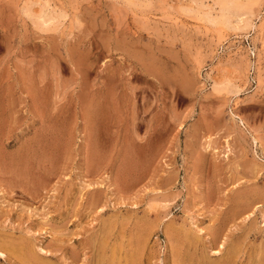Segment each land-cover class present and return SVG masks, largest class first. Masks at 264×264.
I'll use <instances>...</instances> for the list:
<instances>
[{"label":"rangeland","instance_id":"374dc122","mask_svg":"<svg viewBox=\"0 0 264 264\" xmlns=\"http://www.w3.org/2000/svg\"><path fill=\"white\" fill-rule=\"evenodd\" d=\"M226 1L0 0V264H175L186 230L264 264V0Z\"/></svg>","mask_w":264,"mask_h":264},{"label":"bare ground","instance_id":"6f19581e","mask_svg":"<svg viewBox=\"0 0 264 264\" xmlns=\"http://www.w3.org/2000/svg\"><path fill=\"white\" fill-rule=\"evenodd\" d=\"M225 1H226V0H225ZM240 1H241V0H240ZM245 1H246V0H245ZM227 2L233 3V7L230 6V7H231V8H230L229 6H227V7L230 8V9H228V10L231 12V15H232V13H233V14H234V13H237L238 15L245 14V11H244L242 8H240V7H242L241 5L244 3V1H243V3H242L241 5H240V4L238 5L239 0H227L226 3H227ZM227 4H228V3H227ZM219 5H220V4H219ZM229 5H230V4H229ZM245 5H246V4H245ZM245 5H243V7H247V6H245ZM217 6H218V5H217ZM214 7H215V6H214ZM224 7H225V4L223 3V4L221 5V8L225 9ZM219 9H220V8H219ZM249 9H250V8H249ZM216 10H217V9H216ZM220 10H221V9H220ZM220 10H217V11H219V13H220ZM228 10H227V11H228ZM224 11H225V10H224ZM224 11H222V12H224ZM246 11H247V10H246ZM230 12H229V15H230ZM247 12H248V11H247ZM247 12H246V13H247ZM227 13H228V12H227ZM247 14H249V13H247ZM205 15H206V14H205ZM208 15H210V14H208ZM218 15H219V14H218ZM220 15H221V14H220ZM235 15H236V14H235ZM206 16H207V15H206ZM206 16H205V18H206ZM214 16H215V15H214ZM223 16H227V15L225 14V15H223ZM233 16H234V15H233ZM233 16L230 17V18L227 17L228 20L231 19V18H233ZM209 17L212 18L211 15H210ZM209 17L207 16L208 19H209ZM219 17L221 18V16H219ZM235 17L237 18V17H239V16H235ZM240 17H241V16H240ZM240 17H239V18H240ZM220 18H219V19H220ZM224 18H225V17H224ZM227 18H226V20H227ZM242 18H243V17H242ZM245 18H246V16H245ZM245 18H244V19H245ZM45 19H49V18H45ZM208 19H206V20L204 19V20H205L206 22H208V21H207ZM212 19H213V21L211 22ZM212 19L210 20L211 23H213L214 21H215V23H216V22L218 21V18H215L217 21L214 20V18H212ZM248 19H249V18H248ZM233 20H234V19H233ZM242 20H243V19H242ZM246 20H247V18H246ZM46 21H48V20H46ZM235 21H236V20H235ZM249 21H250V20H249ZM44 22H45V20H44ZM210 22H209V23H210ZM229 22H230V20H229ZM232 22H233V21H232ZM244 22H245V23H242L243 25L241 26V29H246L245 27H247V23H246V21H244ZM37 23H38V22H37ZM41 23H42V22H41ZM217 23H218V22H217ZM248 24H249V23H248ZM38 25H39V27H40V23H38ZM41 25H42V24H41ZM43 25H44V24H43ZM227 25H228V24H227ZM229 25H231V23H229ZM239 25H240V24H238V26H239ZM249 25H250V24H249ZM232 26H233V24H232ZM41 27H44V26H41ZM41 27H40V28H41ZM235 27H236V26H234V29H235ZM248 27H249V26H248ZM237 28H238V27H236V29H237ZM238 29H239V28H238ZM241 31H243V30H241ZM215 87H216V86H215ZM215 87H214V88H215ZM218 87H219V86H218ZM226 90H227V89H226ZM229 90H230V91H229ZM229 90H228V92H234V93L236 92V90H231V89H229ZM253 200H255V199H253ZM245 205H246V204H245ZM251 205H252V204H251ZM247 206H248V205H247ZM149 207H151V206H149ZM241 207H242V205H241ZM244 207H245V206H244ZM248 207H249V206H248ZM243 209H244V208H243ZM243 209H242V210H243ZM246 209H247V208H246ZM230 211H231V210H230ZM236 213H238V207L232 208V214L235 215ZM229 217H230V216H229ZM238 217H239V216H238ZM229 219H230V218H229ZM103 221H104V220H103ZM100 224H101V223H100ZM173 229H174V228H173ZM173 229H172V230H173ZM179 229H183V228L181 227V228H179ZM178 231H179V230H178ZM180 231H182V230H180ZM187 231H188V232H187ZM189 231H190V230H186V231L180 232V233L182 234V235H181V237H182L181 240H183V242H185V243L187 244V246H186L187 249H188V247H190L191 250L193 249V251H192V253L190 254V253L186 252V251H188L189 249H188V250L185 249V252L187 253V256L185 255L186 253L183 254V255H185V256H182V255H180V254H182V252L179 254V253H178L179 251L176 252V251L173 250L174 252H173L172 254H174V255L176 254V256H175V260H174L175 264H234L233 259H234V257H236V256H235V253H236V252L234 253V251H233L234 249H232V250H231V249H230V250H227V249H226L224 257H222L221 260L219 259L217 262H209V261H205L206 259H203V257L200 256V255H199V256H200L199 258L197 257L198 259H195V258H196L195 256H197V255H196V254H197V251L199 252V245H198V241H197V239H196L193 235H191V234L189 233ZM173 232H174V231H173ZM143 233H144V232H143ZM174 233H175V232H174ZM176 233H178V232L176 231ZM176 233H175V234H176ZM180 233H178V234H180ZM171 234H172V233H171ZM195 234H196V233H195ZM89 236H90V235H89ZM173 236H174V235H173ZM216 236H217V235H216ZM123 237H124V236H123ZM137 237L141 238L140 236H137ZM177 237H178V239H179V236H178V235H177ZM181 237H180V238H181ZM20 238H21V237H20ZM139 238H138V239H139ZM168 238H169V237H168ZM168 238H167V239H168ZM174 238H175V237H174ZM118 239H119V238H118ZM120 239H121V238H120ZM19 240H21V239H19ZM19 240H17L16 242L20 243L21 241L19 242ZM129 240H130V239H129ZM139 240H140V239H139ZM139 240H138V241H139ZM144 240H145V239H143V241H144ZM175 240H177V239L175 238ZM214 240H216V238H214ZM24 241H25V240H23L22 242H24ZM26 241H27V240H26ZM26 241H25V242H26ZM121 241H122V240H121ZM140 241H141V240H140ZM10 242H11V241H10ZM16 242H14V244H16ZM98 242H99V243H101V242L103 243V240H102V241H98ZM144 242H146V241H144ZM173 242H174V241H173ZM177 242H178V240H177ZM11 243H12V242H11ZM91 243H92V242H91ZM95 243H97V241H96ZM134 243H136V242L134 241ZM14 244H13V246H14ZM23 244L25 245L26 243H23ZM23 244H22V247H21L22 249H23ZM92 244H93V243H92ZM143 244H144V243H143ZM177 244H178V243H177ZM5 245H7V244H5ZM8 245H11V244H8ZM8 245H7V246H8ZM16 245H17V244H16ZM16 245H15V246H16ZM97 245H98V243H97ZM173 245H174V244H173ZM175 245H176V242H175ZM179 245H180V244H179ZM26 246H27V244H26ZM26 246H25V247H26ZM28 246H29V245H28ZM87 246H88V245H87ZM136 246H137V245H136ZM141 246H142V245H141ZM171 246H172V245H171ZM11 247H12V246H10V248H11ZM30 247H31V246H30ZM96 247H97V246H96ZM96 247H95V248H96ZM98 247H99V246H98ZM98 247H97V248H98ZM104 247H105V246H104ZM181 247H182V246H181ZM181 247H179V248H181ZM186 247H185V248H186ZM12 248H14V247H12ZM12 248H11V249H12ZM15 248H16V247H15ZM19 248H20V247H19ZM19 248H18V249H19ZM21 248H20V250H21ZM87 248H88V247H87ZM92 248H94V247H91V249H92ZM95 248H94V249H95ZM97 248H96V250H98ZM137 248H138V247H136V249H137ZM141 248H142V247H141ZM172 248H173V247H172ZM176 248H177V247H176ZM179 248H178V249H179ZM182 248H184V246H183ZM230 248H231V247H230ZM26 249H27V248H26ZM26 249H25V250H26ZM83 249H84V248H83ZM83 249H82V250H83ZM89 249H90V248H89ZM89 249H88V250H89ZM103 249H104V248H103ZM136 249H135V250H136ZM139 249H140V248H138V250H139ZM174 249H175V247H174ZM20 250H18V251H20ZM92 250H93V249H92ZM92 250H90V251H91V252H90L91 255H92V253H94V252H92ZM141 250H142V249H140V251H141ZM175 250H176V249H175ZM181 250H182V249H181ZM235 250H236V249H235ZM10 251H11V250H10ZM10 251H9V253H10ZM12 251H14V250H12ZM33 251H34V250L32 249L31 252L34 254L35 251H34V252H33ZM83 251H84V250H83ZM93 251H94V250H93ZM133 251H134V250H133ZM203 251H204V249H203ZM212 251H213V250H212ZM242 251H243V250H242ZM15 252H16V251H15ZM26 252H27V251H26ZM95 252L97 253V251H95ZM105 252H106V251H105ZM112 252H113V251H112ZM135 252H137V251H135ZM135 252H134V253H135ZM175 252H176V253H175ZM183 252H184V251H183ZM190 252H191V251H190ZM204 252H205V251H204ZM12 253H13V252H12ZM12 253H11V254H12ZM55 253H56V252H55ZM96 253H95V254H96ZM102 253H103V251H102ZM177 253H178V254H177ZM23 254H24V253H23ZM23 254H22V255H23ZM25 254H26V253H25ZM29 254H30V253L28 252V255H27V256H29ZM95 254H94V256H95ZM119 254H120V253H119ZM12 255H13V254H12ZM91 255H90V256H91ZM103 255H104V254H102V256H103ZM15 256H16V255H15ZM20 256H21V255H20ZM27 256H23V258H24V257L26 258ZM34 256H36V255L34 254ZM34 256H29V257H31V258L28 259V260H27V258H26L27 263H28V261L31 260L32 258H33V259H37V261H39V258H40V257L35 258ZM104 256H105V255H104ZM109 256H110V255H109ZM121 256H122V255H121ZM124 256H126V255L124 254ZM135 256L137 257V254H135ZM135 256H134V257H135ZM18 257H19V256H18ZM29 257H28V258H29ZM134 257H132V258H130V259H131V260H134V259H133ZM136 257H135V259H136ZM201 257H202V258H201ZM103 258H104V257H103ZM126 258H127V257H126ZM90 259H92V256L90 257ZM94 259H95V260H94ZM94 259H93V260L96 262L97 258L94 257ZM251 259H252V258H251ZM257 259H258V258H257ZM101 260H102V258H101ZM119 260H120V259H119ZM252 260H253V259H252ZM19 261H20V260H19ZM35 261H36V260H35ZM35 261H34V262H35ZM37 261L35 262L36 264H38ZM108 261H110V260H108ZM108 261H107V263H108ZM111 261H112V260H111ZM113 261H114V260H113ZM121 261H122V260H121ZM121 261H120V262H121ZM127 261H128V260H127ZM23 262L25 263V261H23ZM39 262H42V261H39ZM90 262H91V260H90ZM124 262H125V261H124ZM248 262H249V261H248ZM251 262H252V261H251ZM257 262H258V261H257ZM30 263H31V261H30ZM35 263H34V264H35ZM92 263L94 264V262H92ZM102 263H103V261H102ZM107 263H106V264H107ZM252 263H253V262H252ZM254 263H255V262H254ZM254 263H253V264H254ZM258 263H259V262H258ZM261 263H262V261H261ZM263 263H264V262H263ZM31 264H32V263H31ZM55 264H56V263H55ZM86 264H88V263H86ZM128 264H134V262H133V261H129ZM137 264H138V262H137Z\"/></svg>","mask_w":264,"mask_h":264}]
</instances>
